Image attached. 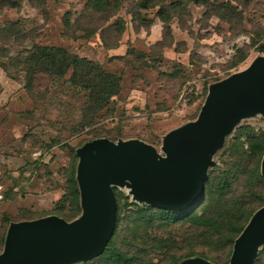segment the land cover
<instances>
[{
	"label": "rangeland",
	"instance_id": "rangeland-1",
	"mask_svg": "<svg viewBox=\"0 0 264 264\" xmlns=\"http://www.w3.org/2000/svg\"><path fill=\"white\" fill-rule=\"evenodd\" d=\"M6 1L0 0V151L7 161L0 198V253L12 222L54 214L63 204L73 213L70 199H60L68 187L67 170L79 158L77 148L100 137L140 139L165 158V137L197 119L210 85L264 56L258 50L264 45V0L234 2L239 12L231 21L195 0H167L166 21L160 6L141 8V0H109L104 10L93 6L95 0H22L16 7ZM33 44L64 47L120 76L121 92L112 98V106L90 123L85 110L88 92L69 82L72 70L64 77L37 74L29 92L19 61ZM243 52L247 56L238 62ZM249 132L264 133L263 113L239 120L213 152L209 170L220 175L235 163L240 174L226 195L232 205L252 211L260 205L253 191L264 196V185L252 174L256 160L248 153L234 158L230 148L242 140L247 150ZM113 185L122 197L116 235L122 244L133 211L149 204L135 198L129 180ZM81 214L64 218L73 221ZM203 214L201 207L194 216ZM160 223L145 227L176 241L178 254L192 247L219 257L220 263L214 264L230 261L227 251L214 248L215 241L199 237L203 227L193 218ZM161 255L157 252L155 261Z\"/></svg>",
	"mask_w": 264,
	"mask_h": 264
},
{
	"label": "water",
	"instance_id": "water-1",
	"mask_svg": "<svg viewBox=\"0 0 264 264\" xmlns=\"http://www.w3.org/2000/svg\"><path fill=\"white\" fill-rule=\"evenodd\" d=\"M264 114V56L245 70L214 82L197 119L165 137L163 158L140 139L95 138L77 148L83 213L73 221L56 214L12 222L0 264H61L100 256L116 229L117 182L129 180L135 198L185 210L206 195L213 152L243 117ZM264 176V157L262 161ZM264 244V205L236 239L229 264H254ZM180 264H214L194 257Z\"/></svg>",
	"mask_w": 264,
	"mask_h": 264
},
{
	"label": "trees",
	"instance_id": "trees-1",
	"mask_svg": "<svg viewBox=\"0 0 264 264\" xmlns=\"http://www.w3.org/2000/svg\"><path fill=\"white\" fill-rule=\"evenodd\" d=\"M22 0L12 1L7 0L8 6L16 7ZM34 4H38V0H29ZM238 0H195L196 3L203 2L208 8V12L214 11L221 18L231 21L234 16L238 15V8L234 5ZM93 6L106 9L110 3L109 0L92 1ZM167 0H141L140 7L148 8L160 6L159 14L166 21V9L164 8ZM177 5V4H173ZM259 51L264 53V45H260ZM241 51V50H240ZM24 57L20 64L23 66L25 74V88L32 92L34 77L39 73H45L55 77H64L68 71L72 70V75L69 82L88 92L89 101L86 103V117L90 123L94 116L105 108L112 106L113 97L121 92V77L108 71L101 63L92 61L86 57L70 52L68 49L61 46H41L33 44L30 49H26L23 53ZM247 56L243 52L240 60ZM236 62V63H238ZM235 63V64H236ZM7 65V64H6ZM3 66L8 69V66ZM248 149L245 150V143L239 140L237 146L230 147L233 150L232 157H242L248 153L250 158L256 160V164L252 169L255 179L264 185V176L262 174V161L264 157V133L257 134L249 132L246 135ZM78 156V155H77ZM79 158L76 157L74 162L67 170L68 187L60 201L66 202L69 198L71 205L74 207L73 213L66 212V206L63 204L60 209H53L54 214L65 217L69 220L74 219L76 215L83 213L81 204V191L77 180ZM235 163L230 169L223 171L220 175H215V171L209 170L208 178L206 179V195L204 199L197 204L185 210L164 209L155 205L149 204L147 207H141L137 211H133L130 216L131 227L122 244L117 242L116 235L121 222V195L114 187V191L118 201V216L116 229L108 246L104 252L95 259L90 261H76L68 264H180L184 260L194 257L205 258L212 263L215 261L220 263V258L205 250L196 251L194 248L178 254L176 252V241L166 239L158 234L149 233L145 225H153L156 221H160L162 225H170L179 220H186L188 217L193 218L195 224L203 227L200 236L204 242L215 241L217 245L214 248L217 250L227 251V258H230L233 253L236 239L244 231L245 227L251 220L252 216L264 205V196L259 192L253 191L252 195L257 200H260V205L254 210H242L236 205H232L230 199L226 195L234 184V179L238 177L235 169ZM61 204V202H60ZM59 205V204H58ZM58 206V207H60ZM204 207L203 216H194L196 211ZM57 208V206H56ZM234 208H237L236 210ZM235 210V211H234ZM234 211V212H233ZM233 212V213H232ZM51 213L42 214L40 217ZM82 215V214H81ZM40 217L30 218L33 220ZM23 221V220H22ZM17 222V221H16ZM162 252L160 259L155 261L156 253ZM264 257V249L259 250L254 264H260ZM230 261L228 262V264Z\"/></svg>",
	"mask_w": 264,
	"mask_h": 264
},
{
	"label": "built area",
	"instance_id": "built-area-1",
	"mask_svg": "<svg viewBox=\"0 0 264 264\" xmlns=\"http://www.w3.org/2000/svg\"><path fill=\"white\" fill-rule=\"evenodd\" d=\"M6 164L7 161L5 159V156L0 151V198H2L3 196V190H4L3 179L6 173Z\"/></svg>",
	"mask_w": 264,
	"mask_h": 264
}]
</instances>
